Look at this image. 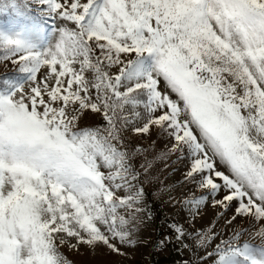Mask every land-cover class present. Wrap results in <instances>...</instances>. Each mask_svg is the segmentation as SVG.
<instances>
[{
  "label": "snow or ice",
  "instance_id": "6c2138e0",
  "mask_svg": "<svg viewBox=\"0 0 264 264\" xmlns=\"http://www.w3.org/2000/svg\"><path fill=\"white\" fill-rule=\"evenodd\" d=\"M4 12L0 63L14 74L0 77V264L135 245L151 219L133 161L146 149L126 137L154 129L170 141L161 159L187 161L198 194L180 203L193 220L210 200L218 215L234 208L227 226L258 225V249L243 226L226 239L193 230L200 261L264 264V0H0ZM88 113L103 122L82 125ZM169 229L189 248L184 225Z\"/></svg>",
  "mask_w": 264,
  "mask_h": 264
},
{
  "label": "rangeland",
  "instance_id": "374dc122",
  "mask_svg": "<svg viewBox=\"0 0 264 264\" xmlns=\"http://www.w3.org/2000/svg\"><path fill=\"white\" fill-rule=\"evenodd\" d=\"M13 18L9 15L7 18L0 17V20L6 23L8 20L11 22ZM4 74L8 76L14 74L10 63H0V77ZM102 122V116L93 113L86 114L81 121L82 125L86 126H96ZM126 138L130 141V148L139 146L146 149V151L136 153L133 161L135 167L141 172V181L148 194L147 204L151 219L139 226V231L135 234L137 240L135 245H120L121 252L124 253L122 255L112 253L104 246L93 248L81 244L78 250L63 247L61 250L70 264H139L145 261L144 257L149 254H205L204 248L195 246L197 234L193 230L208 231L211 228H214L217 233H224L222 238L226 239L232 227L243 226L248 231L241 236V241L249 240L253 248L258 249L261 246V238L254 234L258 225L253 226L239 218L233 225H226L225 222L233 215L234 208L218 215L222 210L214 208L209 200L201 206L199 215H196L194 220L192 219L194 213H190L187 207L180 203L185 196L198 194L194 185L184 179L187 161L177 159L178 154L176 153L169 155L166 159L159 157L165 145L170 143L166 134L158 133L154 129L148 136H136L129 132ZM142 165L144 167H141ZM145 168H147L146 172ZM170 197L173 199L170 200ZM174 221L184 225L185 230L192 233L188 240L189 248H184L181 243L175 241V234L169 229V225ZM165 234L172 235L173 242L161 249L157 245ZM218 240L219 238L212 241L207 250L212 251Z\"/></svg>",
  "mask_w": 264,
  "mask_h": 264
},
{
  "label": "crops",
  "instance_id": "0c3cea01",
  "mask_svg": "<svg viewBox=\"0 0 264 264\" xmlns=\"http://www.w3.org/2000/svg\"><path fill=\"white\" fill-rule=\"evenodd\" d=\"M0 13V17H8L10 14ZM8 15V16H7ZM10 21L0 20V25L7 26ZM204 254H149L146 256L145 261H141L139 264H183L184 261H188L189 264H211V261L205 257L203 262L200 261V257Z\"/></svg>",
  "mask_w": 264,
  "mask_h": 264
}]
</instances>
